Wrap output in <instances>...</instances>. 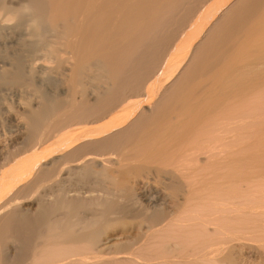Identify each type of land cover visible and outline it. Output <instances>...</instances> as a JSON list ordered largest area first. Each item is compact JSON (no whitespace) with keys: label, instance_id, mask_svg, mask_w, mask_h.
Wrapping results in <instances>:
<instances>
[{"label":"bare ground","instance_id":"bare-ground-1","mask_svg":"<svg viewBox=\"0 0 264 264\" xmlns=\"http://www.w3.org/2000/svg\"><path fill=\"white\" fill-rule=\"evenodd\" d=\"M24 3L0 25V264L264 260V0L0 8Z\"/></svg>","mask_w":264,"mask_h":264},{"label":"clouds","instance_id":"clouds-1","mask_svg":"<svg viewBox=\"0 0 264 264\" xmlns=\"http://www.w3.org/2000/svg\"><path fill=\"white\" fill-rule=\"evenodd\" d=\"M31 13L32 9L27 3H24L15 10H6L4 8H0V25H13L17 22L19 16H31ZM26 31H35L36 33H39L40 22L38 18L32 17L28 20L26 24Z\"/></svg>","mask_w":264,"mask_h":264},{"label":"rangeland","instance_id":"rangeland-1","mask_svg":"<svg viewBox=\"0 0 264 264\" xmlns=\"http://www.w3.org/2000/svg\"><path fill=\"white\" fill-rule=\"evenodd\" d=\"M259 96H261V95H260L259 93H258V94L256 93V111L259 110V108H257V107H259V106H261V105L264 104V101H263V99H264V98H263L264 95H262L263 97L261 96L262 99H260L261 97L259 98ZM242 136H243V137H247V139H248V137H249V135H248L247 133L243 134ZM243 137H242V138H243ZM248 143H249V141L246 140V143H245V144L247 145ZM199 155H200V154H199ZM201 156H202V154H201ZM203 156H204V155H203ZM115 173H116V172H115ZM263 182H264V177H262V178H257V180H256V182H255L256 184H254V185H256V188H254V186H253V188H254V189H259V190H261V188H260V186H261V187H263V190H264V183H263ZM259 185H260V186H259ZM253 188L251 187V191H252ZM82 190H83V189H82ZM259 190H258V191H259ZM256 191H257V190H256ZM256 191H255V192H256ZM258 191H257V192H258ZM249 241H250L251 243H253V244H255V242H256V241L253 242V240H249ZM250 242L246 241V242H245V243H246L245 245H247V244L250 243ZM257 242H258V241H257ZM251 243H250V244H251ZM258 243H259V242H258ZM245 247H246V246H245ZM262 250H263V249H262ZM263 252H264V251H263ZM252 255H253V254L249 255V257L247 256V257H248V258H247V261L252 262L253 264H255V263H257V264H264V260H262V258H259V256L257 257L256 255H253V256H252Z\"/></svg>","mask_w":264,"mask_h":264}]
</instances>
